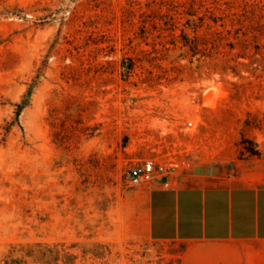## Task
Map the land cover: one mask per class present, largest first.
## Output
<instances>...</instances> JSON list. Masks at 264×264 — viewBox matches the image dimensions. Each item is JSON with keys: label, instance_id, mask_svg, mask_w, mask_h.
<instances>
[{"label": "rangeland", "instance_id": "1", "mask_svg": "<svg viewBox=\"0 0 264 264\" xmlns=\"http://www.w3.org/2000/svg\"><path fill=\"white\" fill-rule=\"evenodd\" d=\"M154 159L264 187V0H0V264H183Z\"/></svg>", "mask_w": 264, "mask_h": 264}, {"label": "crops", "instance_id": "2", "mask_svg": "<svg viewBox=\"0 0 264 264\" xmlns=\"http://www.w3.org/2000/svg\"><path fill=\"white\" fill-rule=\"evenodd\" d=\"M154 196L155 238L186 244L183 264H264V187L180 172Z\"/></svg>", "mask_w": 264, "mask_h": 264}, {"label": "built area", "instance_id": "3", "mask_svg": "<svg viewBox=\"0 0 264 264\" xmlns=\"http://www.w3.org/2000/svg\"><path fill=\"white\" fill-rule=\"evenodd\" d=\"M192 126V123H188ZM179 165L176 161L171 160L169 165L154 160H146L140 165L133 166L129 169L127 175V183L131 187H140L156 181H164V185L168 186L169 178H175L178 172Z\"/></svg>", "mask_w": 264, "mask_h": 264}]
</instances>
